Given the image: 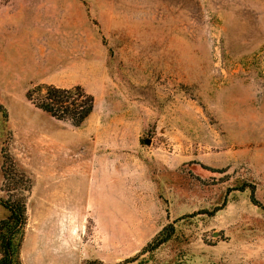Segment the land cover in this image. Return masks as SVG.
Masks as SVG:
<instances>
[{
  "label": "rangeland",
  "instance_id": "374dc122",
  "mask_svg": "<svg viewBox=\"0 0 264 264\" xmlns=\"http://www.w3.org/2000/svg\"><path fill=\"white\" fill-rule=\"evenodd\" d=\"M0 107L21 264H264V0H0Z\"/></svg>",
  "mask_w": 264,
  "mask_h": 264
},
{
  "label": "trees",
  "instance_id": "16d2710c",
  "mask_svg": "<svg viewBox=\"0 0 264 264\" xmlns=\"http://www.w3.org/2000/svg\"><path fill=\"white\" fill-rule=\"evenodd\" d=\"M28 99L32 100L30 95ZM36 106L57 120H69L74 126H79L92 113L94 100L80 87L70 90L48 87L43 97L36 102ZM0 113L5 115L1 107ZM251 202L255 204L252 197ZM0 205L8 210V215L0 220V264H21L19 253L26 225L24 207L18 203L12 204L2 200H0ZM173 231L168 226L164 227L154 241L159 246L167 243L171 240Z\"/></svg>",
  "mask_w": 264,
  "mask_h": 264
},
{
  "label": "water",
  "instance_id": "95a60500",
  "mask_svg": "<svg viewBox=\"0 0 264 264\" xmlns=\"http://www.w3.org/2000/svg\"><path fill=\"white\" fill-rule=\"evenodd\" d=\"M145 144H149V142H148V141H146V142H145Z\"/></svg>",
  "mask_w": 264,
  "mask_h": 264
}]
</instances>
